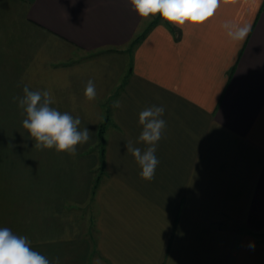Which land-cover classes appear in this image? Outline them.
<instances>
[{"label": "crops", "instance_id": "crops-1", "mask_svg": "<svg viewBox=\"0 0 264 264\" xmlns=\"http://www.w3.org/2000/svg\"><path fill=\"white\" fill-rule=\"evenodd\" d=\"M10 17L26 34L16 50L30 58L26 66L39 68L43 84L22 79V89L51 90L54 107L85 116L96 138L83 146L99 144L104 101L122 105L108 111L95 248L73 216L79 238L48 245L53 259L264 264L257 237L264 231V0H221L212 18L185 29L159 15L139 17L129 0H0V22ZM225 22L252 30L233 42ZM89 80L94 101L84 96ZM152 105L165 107L167 128L155 177L146 181L126 142L137 141L139 113ZM83 179L73 192L80 204Z\"/></svg>", "mask_w": 264, "mask_h": 264}, {"label": "rangeland", "instance_id": "rangeland-1", "mask_svg": "<svg viewBox=\"0 0 264 264\" xmlns=\"http://www.w3.org/2000/svg\"><path fill=\"white\" fill-rule=\"evenodd\" d=\"M5 21L0 22V228L7 227L15 234L27 237L34 250L49 260H55L52 258L53 253L48 252L47 246H53L63 239L69 242V239L75 238L77 241L78 231L74 232L73 223H69L73 216H77L82 223L81 235L87 238L93 250L97 240L94 185L99 175V183H102L104 175L99 169L101 146L98 142L89 148L78 145L77 155L74 157L68 153H58L55 149L35 148V141L22 127L25 117L14 97L23 95L22 83L19 80L26 79L31 84L33 81L32 85L38 88L43 87V84L39 81V68L35 67L36 65L26 66L30 64V58L16 50L23 48L25 44L26 34L19 24L21 21L12 17ZM106 100L101 114L102 122L109 116L108 111L113 108V99ZM64 112L70 113L66 109ZM71 115L81 119V129H89L90 124L85 122V116ZM95 138V132H91L90 141ZM81 148L85 150L79 153ZM83 157L87 159L81 163ZM87 170L92 175L88 174ZM82 176L84 186L81 182L80 184L85 189L83 188L80 204V192L79 196H74L73 192H76V188L79 190L78 183ZM63 189L66 194L57 195L56 192H65ZM65 197L72 199L65 200ZM57 230L58 233L55 232ZM262 233L257 237L264 242V231ZM68 251L66 250V253ZM63 260L64 264H70L68 258Z\"/></svg>", "mask_w": 264, "mask_h": 264}, {"label": "clouds", "instance_id": "clouds-1", "mask_svg": "<svg viewBox=\"0 0 264 264\" xmlns=\"http://www.w3.org/2000/svg\"><path fill=\"white\" fill-rule=\"evenodd\" d=\"M139 17L147 19L159 15L167 24L181 29L203 25L212 18L220 7L221 0H129ZM223 28L233 42L242 43L252 30L250 23L236 25L225 22ZM88 101L97 98L95 83L89 80L84 90ZM21 108L24 119L22 127L35 141L37 149H55L58 153L77 154V146L86 144L91 139L87 127L80 128L81 119L68 112H61L53 105L55 98L51 90H31L27 84L23 86V95L14 97ZM119 100L114 107H121ZM165 107L152 105L139 113L138 122L142 131L137 141L126 142L127 152L140 167V176L146 181L155 177L160 161L156 155L158 142L167 128L163 119ZM142 142L145 147L136 146ZM0 264H60L59 257L49 260L45 255L34 250L25 236L15 234L10 228H0Z\"/></svg>", "mask_w": 264, "mask_h": 264}, {"label": "trees", "instance_id": "trees-1", "mask_svg": "<svg viewBox=\"0 0 264 264\" xmlns=\"http://www.w3.org/2000/svg\"><path fill=\"white\" fill-rule=\"evenodd\" d=\"M141 37L138 36L133 43H137L139 41ZM109 121V116L106 117L105 121L102 122L100 125H99V128H98V137H99V144L101 146V149H100V156H101V165L99 167L100 169V172L101 171H104L105 169V137H104V134H105V130H106V126H107V123ZM99 180H100V175L97 177L96 179V182H95V189L98 187L99 185Z\"/></svg>", "mask_w": 264, "mask_h": 264}]
</instances>
